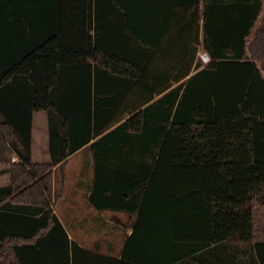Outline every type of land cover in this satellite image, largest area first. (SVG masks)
<instances>
[{"label":"trees","instance_id":"obj_1","mask_svg":"<svg viewBox=\"0 0 264 264\" xmlns=\"http://www.w3.org/2000/svg\"><path fill=\"white\" fill-rule=\"evenodd\" d=\"M156 1L0 0V264H239L236 243L264 264V0ZM178 22L186 52L163 68ZM37 112L50 163L32 160ZM86 146L89 203L137 216L119 257L52 206L54 168Z\"/></svg>","mask_w":264,"mask_h":264},{"label":"crops","instance_id":"obj_2","mask_svg":"<svg viewBox=\"0 0 264 264\" xmlns=\"http://www.w3.org/2000/svg\"><path fill=\"white\" fill-rule=\"evenodd\" d=\"M159 1H156V4L154 3V9L156 12L160 10L161 5H159ZM118 14L120 13L119 9H116ZM160 17V16H156ZM177 26L173 28L170 33L165 36L164 42L161 46V52L163 55L160 57V61L162 62V67H170L171 65H167V61H171L173 59L174 61L179 60V54L180 52H186V49L184 48L182 50L183 46H186L187 43V31L183 30L182 24L177 23ZM203 38V33L201 32L200 35V42L202 41ZM197 51L195 53V65L196 62H201L199 54L202 52H206L201 43L194 44L193 45ZM212 62V59H211ZM210 62V63H211ZM208 63V64H210ZM203 64V63H202ZM208 64H203V66H207ZM195 65L193 67H195ZM196 70H193L191 72V75L194 74ZM190 77V76H189ZM189 77L187 79H189ZM187 79L183 80L186 81ZM181 81V82H183ZM179 82V83H181ZM174 87L176 86L177 83L173 82ZM160 96H156L155 99H158ZM42 112H37L34 115V127H33V144H32V160L36 163H50L51 158H50V152H49V126H48V117L47 113L44 112L46 115H41ZM136 161L138 163H150L149 158H138ZM9 166L7 165H0V170H7ZM95 169H96V162L94 159V154L93 152L89 149V146L83 147L79 151H77L75 154L71 155L68 159H66L63 163L57 165L54 168V191H53V196L57 194L58 192V176H61L62 181L64 182V188L67 182H71L77 178L79 180V183H82L83 181H89L88 184V201H89V196L93 191V186L95 182ZM6 172V171H5ZM7 176H9L7 174ZM118 180L121 179V175H118ZM113 178L115 179V175H113ZM10 179V176H9ZM4 180V179H3ZM2 181L1 175H0V182ZM63 191V190H62ZM54 198V197H53ZM90 204V203H89ZM54 206V203H53ZM55 207H56V202H55ZM90 207L94 209V207L90 204ZM97 210V209H96ZM56 211V209H55ZM99 211V210H97ZM106 211H111V210H104V211H99V212H106ZM119 213H125L128 218L131 219L134 218L130 224H125L123 221H120L117 223L119 224V227L123 228V239L121 240V245L119 247V250L117 251L118 253L115 254H108L106 252L101 251H95L90 249L89 247L85 246L84 242L80 239L74 238L73 235L75 232H73V229H77L80 233H83L81 229V226H75V225H68L64 221L62 217L59 216L61 222L63 223L64 227L66 228L70 238L80 244L84 249L94 251V252H99L104 255H110V256H115L119 257L121 254V251L124 247L125 242L127 239L132 235L133 233V226L137 220L136 215H130L124 211H116ZM90 216V215H88ZM126 225V226H125ZM125 226V227H124ZM71 229V230H70ZM86 235V233L84 232ZM79 235V234H78ZM228 256L231 260L235 261L236 263L239 264H256L255 260V255L253 252V249L250 245L247 244H232V246L228 249ZM234 258V259H233Z\"/></svg>","mask_w":264,"mask_h":264},{"label":"rangeland","instance_id":"obj_3","mask_svg":"<svg viewBox=\"0 0 264 264\" xmlns=\"http://www.w3.org/2000/svg\"><path fill=\"white\" fill-rule=\"evenodd\" d=\"M263 25L264 15L260 17L253 34ZM259 65L264 72V62H259ZM41 115L46 114L42 112ZM8 169L5 170L6 172L0 170L2 179L0 187L8 186L10 184L11 174ZM7 174L10 176V179ZM79 182L80 181L76 178L70 183L67 182L65 185L66 188L63 189L64 182L59 175L57 183L58 192L53 196L52 206L54 203L53 207L56 209L59 216L64 219L66 224L81 226V229L79 230H82L83 233H80L77 229H73V232H75L73 235L74 238L82 240L85 246L92 250H102L108 254L111 253L116 255L121 245V240L123 239V228H117L119 226L117 223L120 220L127 225L134 221V218L131 217L130 219L125 213H119L116 211H106L102 213L95 208L93 209L90 207L88 201L89 181H83L82 183Z\"/></svg>","mask_w":264,"mask_h":264},{"label":"built area","instance_id":"obj_4","mask_svg":"<svg viewBox=\"0 0 264 264\" xmlns=\"http://www.w3.org/2000/svg\"><path fill=\"white\" fill-rule=\"evenodd\" d=\"M200 60L203 64H208L211 62V57L209 56L208 53L206 52H202L199 54ZM14 160H16V158H14Z\"/></svg>","mask_w":264,"mask_h":264}]
</instances>
